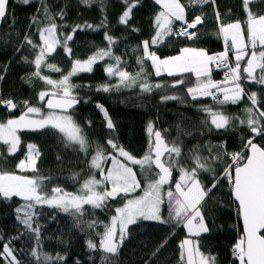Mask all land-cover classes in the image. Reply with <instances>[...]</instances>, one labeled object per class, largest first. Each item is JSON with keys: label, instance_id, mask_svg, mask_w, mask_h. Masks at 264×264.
Wrapping results in <instances>:
<instances>
[{"label": "snow or ice", "instance_id": "6c2138e0", "mask_svg": "<svg viewBox=\"0 0 264 264\" xmlns=\"http://www.w3.org/2000/svg\"><path fill=\"white\" fill-rule=\"evenodd\" d=\"M18 2L29 5L32 0H18ZM40 3L43 16L48 23L40 27L39 17L32 16L28 27L37 26L41 43L36 44L31 36L25 34L23 42L16 51L19 52L24 44L38 50L31 61L26 56L22 57L26 63L35 65V71L29 74L27 82L30 83L33 77L37 78L51 86L54 91H40L37 94L39 105H33L27 100L17 104L11 98H0V104L6 106L9 111L21 105L24 108L19 117L0 121V148L3 149L0 151V160L15 156L21 150L20 133L25 130L52 129L60 134L65 148L88 154L91 145L85 128L69 111L74 110L81 100L74 91L81 85L72 83L71 78L80 73H91L93 66L105 58L110 61L105 65V73L110 78L116 77L117 83L100 84L96 88L98 92L139 87L141 93L151 94L159 89L165 92L160 97L161 102L183 103V97L178 94H166L167 89L185 85L186 80L182 78L184 74H194L195 83L186 87V94L194 101L211 97L218 106L214 108L201 105L198 109L207 114V118L201 122L204 128L208 132L213 130L227 132L235 130L238 122L239 125L247 127L249 135L247 137L241 135V151L228 152L225 147L226 142L217 145L208 142L203 147L207 149L209 156H203L201 145L198 143L190 150L189 159L192 164L187 166L181 163L183 144L180 135H191V133H184L178 125L177 138L168 140L166 136L168 130L158 129L153 121H149L148 150L142 157H135L110 136L106 143L112 151H108L102 144H96L88 162L89 168L95 171L83 179L76 192H69L59 185L49 188L46 181H50L52 177L40 175L37 167L41 152L36 144L27 143V150L15 169L9 170L0 164V200L10 202L13 198H18L22 201L14 208V213L17 224L23 229V231L18 229L16 235L3 243L0 259H3L5 264H23L17 258V249L12 243L28 235L35 238V245L30 255L36 264L65 261V255L57 253L52 256L42 250V225L39 219L42 214L39 209L47 207L63 212L72 217L75 226L81 231H87L94 230L98 221L83 219L86 214L85 205L92 209L103 210L108 207L109 200L121 198L124 199V203L115 208V215L111 217L109 223L104 224L103 232L96 233L100 237L99 242L92 238L86 240L89 251L98 250L102 253L101 264H115L113 258L119 255L124 241L129 238L130 226L140 220L173 224L186 229L188 235L179 244V264H218L215 255L201 249L200 238L203 234L211 232L208 209L209 201L213 200V190L220 185L221 180H227L232 201L243 222V232L232 246L231 254L238 264H264V145L254 142L257 137L264 139V108H262L264 92L249 91L247 88L248 84L264 86V9L259 7L264 4V0H242L246 14V19L243 21L237 19L225 22L219 10L213 8L218 23L216 35L223 40V51L209 54L202 47L186 46L181 48L177 55L164 58L157 55L152 47L160 45L167 37H182L189 41L199 39L198 26L204 24L205 16L203 13L194 14L189 20L186 8L196 5L203 7L209 3L215 6L216 0H186V3H182L181 0H154V3L159 5V11L153 18L154 35L150 40H143L141 45L137 46V48L142 47V55L136 58L139 69L135 73L126 70L122 66L121 57L112 52V46L117 40L108 31L104 33L107 47H98L86 59L74 58L70 42L73 41L75 33L78 30L95 31L100 27L107 28L106 15L99 25L87 22L83 25L75 24L71 26V31L65 34L61 28L67 26L56 23L57 16L61 20L64 19L66 15L64 9L53 13L47 0H40ZM80 3L89 7L99 3L101 12H105L107 7V0H80ZM121 3L125 7L118 17V23L133 32H139V28L131 25L130 21L133 10L140 0H121ZM9 14V0H0V22L7 20ZM176 22H180L179 28L175 27ZM58 48H61L72 60V67L67 74H62L59 80H54L42 75L41 68L45 65L51 71H60L57 65L47 62V57L57 53ZM147 62H150L151 72L146 69ZM213 66L215 69L223 70V80L212 78ZM3 71L6 72L7 67ZM152 74L156 77L166 74L174 79L171 83L167 81L153 83L149 79ZM3 78V75H0V80ZM245 98L250 103L242 109V117L229 115L224 111L222 106L239 104ZM96 107L103 114L106 128L110 133H114L116 124L108 110L99 103ZM45 108L47 112L44 111ZM86 124L90 127L92 121L88 120ZM203 134L201 132V135ZM224 157H228L231 163L225 164L222 173L218 174L213 164L222 161ZM60 159L61 157L57 155V160ZM109 162L111 166L105 169L104 165ZM130 164L140 167L146 181L143 187ZM96 171L100 173L99 179ZM174 171L179 172L178 179L173 178ZM150 173L154 178H149ZM201 173L210 175L209 184H205L201 179ZM69 179L74 182L79 181L80 174L73 173ZM165 185H174V190L170 187L165 191ZM137 189L143 194L127 198ZM165 197L168 204L167 218L161 213ZM214 203L222 206L218 200ZM51 218L55 220L56 216L52 215ZM3 240L4 236L0 231V241ZM60 242L65 243V241ZM166 243L165 239L152 255H157ZM76 264H80L79 260Z\"/></svg>", "mask_w": 264, "mask_h": 264}, {"label": "trees", "instance_id": "16d2710c", "mask_svg": "<svg viewBox=\"0 0 264 264\" xmlns=\"http://www.w3.org/2000/svg\"><path fill=\"white\" fill-rule=\"evenodd\" d=\"M186 3V0H181ZM50 10L55 13L60 9H64L66 15L63 20L56 17L58 25H66L62 27L63 33L71 31V26L75 24L83 25L85 22L93 25H99L104 16H107V28L100 27L93 31L91 29L78 30L70 46L73 48L74 58L86 59L96 51L98 47H107L104 39L105 31L116 38L117 42L112 46V52L121 57L122 66L129 72L135 73L139 66L136 63L138 55H142L141 45L143 40H150L154 35L153 18L159 11V5L154 0H140L138 6L133 10L131 25L139 28V32H133L130 28L120 25L118 17L124 10V4L121 0H107L105 12H101L99 3L92 4L90 7L80 3V0H47ZM10 14L0 28V98H11L15 103L27 100L33 105H39L38 93L42 90L54 91L44 81L32 78L28 81L29 74L35 71V65L26 63L22 57H28L31 61L34 59L38 50L32 49L29 45L24 44L20 51L16 48L21 45L25 34L31 36L36 44H40L37 26L29 28L32 16H38L41 23L40 27L48 23L43 16V9L40 0H32L29 5H22L18 0H10ZM217 8L221 13L225 22L235 21L237 19L243 21L246 14L242 7V0H216L215 6L211 3L196 5L186 8L187 19L191 20L194 14L203 13L205 21L202 26H198L199 39L189 41L178 37H167L163 43L153 46L152 50L156 51L161 58L175 56L179 50L186 46L202 47L209 54L219 53L224 50L222 38L216 35L218 23L215 18L213 8ZM257 10L255 6H252ZM264 9V4L259 6ZM38 10H40L38 12ZM230 10V11H229ZM13 20L15 23H13ZM180 22H176L175 27L179 28ZM246 38V36H245ZM136 48V51L133 49ZM47 62H51L60 68V71H51L45 65H42L41 74L47 75L54 80H59L62 74L72 67V60L63 52L61 48L57 49V53L47 57ZM110 61L108 58L96 63L91 73H80L73 76L72 83L81 85L74 91L81 98L74 110H69L74 119L80 123L88 136L91 147L88 154L75 151L72 148H65L60 134L52 129L41 131H22L20 133L22 145L21 150L15 156L7 157L6 160H0V164L9 170L15 169L18 161L23 158L26 152V144L34 143L41 152V156L37 161L39 173L42 176H51L50 181H46L49 188L59 185L69 192H76L83 179H85L92 171L88 162L91 159L97 143L104 145L108 151H112L107 145L108 138L114 137L125 150L130 152L137 158H140L148 150L149 136L147 133V125L149 121L154 122V126L158 129H167V139L175 140L178 136L177 126L184 133L190 132L191 135L181 134L180 141L183 144V156L181 163L191 166L192 161L189 159L190 150L194 145H201V154L209 156L205 143L210 142L213 145L226 142L225 147L228 152L241 151V135L247 137L249 131L247 127L239 125L235 130L211 131L208 132L202 125V121L207 118V114L199 111L201 105H215L211 97L192 100L186 94V87L195 83L194 74H184L182 78L186 80L185 85L176 88H168L166 94H178L183 97V103L180 101L161 102V95L165 94L164 90H155L151 94L141 93L139 87L121 88L120 91L103 92L97 91L96 88L100 84H116V77H109L105 73V65ZM7 67V71L3 69ZM146 69L151 72L150 62L146 63ZM214 80H223L224 72L212 71ZM153 82L167 81L169 83L174 79L166 74L156 77L154 74L149 76ZM249 91L264 92V86L248 84ZM47 99V97L45 98ZM85 100L87 103H85ZM97 103L104 105L108 110L111 118L116 124L114 133L105 126L103 114L96 107ZM250 102L247 98L239 104L224 105V111L229 115L243 116L244 109ZM264 108V105H262ZM24 111L23 106L17 107L9 111L6 106L0 104V121H6L8 118L19 117ZM45 112L48 110L45 108ZM91 120V126H87L86 121ZM201 132L204 134L201 135ZM264 145V139L259 137L254 141ZM3 149L0 148V151ZM6 155V153H5ZM57 155L61 157L57 160ZM231 163L228 157H224L222 161L214 162L213 166L217 173H222L225 164ZM110 166V162L104 165L105 169ZM134 166V165H133ZM141 185L145 184V177L137 166L134 167ZM155 171V169H154ZM73 173L80 174L79 181H73L69 177ZM96 176H100L96 172ZM149 178H154L149 174ZM173 178H179V172H173ZM201 179L205 184H209L211 177L208 173H201ZM174 185H165V189ZM136 194H142L139 189ZM135 194H130L127 198H131ZM220 201L222 206H217L214 201ZM22 203L18 198H13L10 202L0 200V231H2L4 240L0 241V251H2L3 243L11 236L17 234L18 229H23L17 224L15 219L14 208ZM124 203V199L117 198L108 201V207L100 209H92L85 205L86 214L83 217L85 221H98L97 227L81 231L71 216L58 212L47 207L39 209L41 212L40 224L42 225L41 243L42 250L55 256L57 253L66 256L63 262H53V264H76L79 260L80 264H101L102 253L100 251H89L86 246V240L92 238L97 243L100 237L97 232H103L104 224L110 222L115 215V208L120 207ZM209 226L211 232L202 235L200 238L201 249L205 252H211L217 257L218 264H238L235 261L231 249L237 239L242 234V225L240 216L237 214L236 205L232 201L227 180H221L220 185L213 190V200L209 201ZM52 215L56 216L53 220ZM162 215L168 217V205L165 203L162 208ZM86 227V225H85ZM130 236L124 241L120 249L119 255L114 257L115 264H179L180 242L186 237L183 226H174L173 224H161L155 221L140 220L137 224L131 225L129 228ZM167 240L166 245L161 251L153 256V252L163 241ZM60 241H65L61 243ZM35 245V238L31 236H23L20 240L13 241L12 246L17 249L16 255L23 264H36L31 257L30 251ZM0 264H5L0 259Z\"/></svg>", "mask_w": 264, "mask_h": 264}, {"label": "rangeland", "instance_id": "374dc122", "mask_svg": "<svg viewBox=\"0 0 264 264\" xmlns=\"http://www.w3.org/2000/svg\"><path fill=\"white\" fill-rule=\"evenodd\" d=\"M121 159H123V158H121ZM110 166H111V164H110ZM110 166H109V167H110ZM130 166H131V167L133 168V170L136 172V169H135L134 167L137 166V165H134V166H133V165L130 164ZM137 167L139 168V170H141L139 166H137ZM94 171H95V170H94ZM96 172H98V171H96ZM98 173H99V172H98ZM136 173H137V172H136ZM99 174H100V173H99ZM99 178H100V176H97V179H99ZM137 178H138V176H137ZM138 179H139V178H138ZM140 183H141V182H140ZM145 184H146V182H145ZM145 184H144V185H145ZM141 186H142V185H141ZM142 187H143V186H142ZM164 187H165V186H164ZM138 190H139V189H137L136 192L131 193V194H135V195L132 196L131 198H134V197H136V196H139V195H142V194H143V193H142V194H136V193L138 192ZM165 191H166V189H165ZM165 203L167 204V197H165ZM165 203H164V204H165ZM164 204H163V205H164ZM163 205L161 206V213H162ZM167 205H168V204H167ZM144 221H146V220H144ZM155 222H156V221H155ZM184 229H185V228H184ZM185 233H186V236H187L188 234H187L186 229H185ZM203 235H205V234H203Z\"/></svg>", "mask_w": 264, "mask_h": 264}, {"label": "built area", "instance_id": "2783aa9c", "mask_svg": "<svg viewBox=\"0 0 264 264\" xmlns=\"http://www.w3.org/2000/svg\"><path fill=\"white\" fill-rule=\"evenodd\" d=\"M178 38H181V39H183L182 37H178ZM213 71L214 72H223V70H218V69H215V67L213 66Z\"/></svg>", "mask_w": 264, "mask_h": 264}, {"label": "water", "instance_id": "95a60500", "mask_svg": "<svg viewBox=\"0 0 264 264\" xmlns=\"http://www.w3.org/2000/svg\"><path fill=\"white\" fill-rule=\"evenodd\" d=\"M9 2H10V0H9ZM3 22H0V28H1L2 24H3ZM240 219H241V217H240ZM241 225H242V231H243V222H242V219H241Z\"/></svg>", "mask_w": 264, "mask_h": 264}]
</instances>
